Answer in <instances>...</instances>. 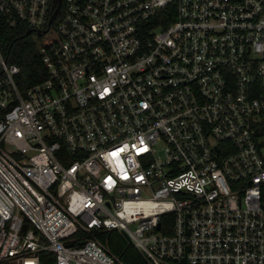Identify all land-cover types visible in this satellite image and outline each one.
Returning a JSON list of instances; mask_svg holds the SVG:
<instances>
[{"label":"built area","instance_id":"2783aa9c","mask_svg":"<svg viewBox=\"0 0 264 264\" xmlns=\"http://www.w3.org/2000/svg\"><path fill=\"white\" fill-rule=\"evenodd\" d=\"M59 4L44 80L0 49V264H122L113 230L148 264H264V0H0V33Z\"/></svg>","mask_w":264,"mask_h":264},{"label":"trees","instance_id":"16d2710c","mask_svg":"<svg viewBox=\"0 0 264 264\" xmlns=\"http://www.w3.org/2000/svg\"><path fill=\"white\" fill-rule=\"evenodd\" d=\"M172 6L160 11L156 23L169 24L173 20L170 11ZM160 18V19H159ZM29 27L19 23L16 27H3L0 33V49L9 64L20 67V73L16 77V84L21 93L45 79V68L41 58V50L60 41L57 30V21L53 23L46 33L38 35L35 31L25 35ZM173 216L169 215L162 220V231L165 234L172 233V227H165V221L172 223ZM107 243L112 252L119 258L122 264H148L138 249L127 241L123 235L113 230L107 234Z\"/></svg>","mask_w":264,"mask_h":264},{"label":"water","instance_id":"95a60500","mask_svg":"<svg viewBox=\"0 0 264 264\" xmlns=\"http://www.w3.org/2000/svg\"><path fill=\"white\" fill-rule=\"evenodd\" d=\"M59 9H60V4H59L58 7L56 8V10H55V12L53 13L52 17L50 18V21H49V27L52 25V23H53V21H54L56 15H57V13L59 12ZM31 32H32V30L30 29V30L27 31V33H26L25 35H28V34H30ZM45 32H47V30H44V31H37V34H38V35H41L42 33H45ZM158 228H159V227H158ZM121 234L123 235V237H124L127 241L130 242V239H129V237L127 236V234H125L124 232H122ZM187 250H188V248H187ZM182 261L185 262L186 259L183 258Z\"/></svg>","mask_w":264,"mask_h":264}]
</instances>
